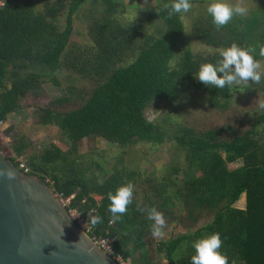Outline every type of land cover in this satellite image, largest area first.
<instances>
[{
	"label": "trees",
	"instance_id": "trees-1",
	"mask_svg": "<svg viewBox=\"0 0 264 264\" xmlns=\"http://www.w3.org/2000/svg\"><path fill=\"white\" fill-rule=\"evenodd\" d=\"M87 1L3 0L0 4V122L18 112L27 95L42 96L47 79L58 83L56 75L64 69L94 84L84 97L80 94L84 89L76 94L72 84L68 94L53 100L56 108L38 111L41 124L59 127L68 148L51 144L41 154L30 155V174L43 181L49 178L57 192L73 196L71 206L90 220L92 233L114 238L116 250L126 260L139 252L141 264H164L163 258L166 264H191L193 242L216 233L227 264H264V109L245 112L251 121L247 127L245 121L238 124L231 117L223 124L197 129L175 121L171 112L158 121L147 116L158 101L180 113L187 90L203 92L218 111L228 110L240 88L208 87L194 75L201 64H215L220 51L233 44L252 49L253 58L263 61L259 53L264 47V6L249 15H235L219 28L206 13L195 23V37L215 51L198 55L183 43V12L168 14L165 5L172 0H151L164 29L149 40L140 39L141 27L119 19L126 0H101L104 9L91 24V45L73 44L74 17ZM259 88L264 95V80ZM74 97L82 98V103L64 109ZM85 138H99L124 149L108 167L102 156L80 151ZM168 142L184 151L185 168L172 165L161 178H143L141 170L127 161L126 147ZM27 144L19 137L12 148L20 155ZM6 156L19 166L17 155ZM128 183L134 186L133 199L117 218L109 211L108 194ZM138 187L143 190L142 199ZM180 203L186 212L182 216L176 211ZM152 207L163 215L165 224H182L185 231L156 247L150 229L153 221L147 218ZM201 212L213 219L191 230ZM94 216L101 218L99 223H92Z\"/></svg>",
	"mask_w": 264,
	"mask_h": 264
},
{
	"label": "rangeland",
	"instance_id": "rangeland-1",
	"mask_svg": "<svg viewBox=\"0 0 264 264\" xmlns=\"http://www.w3.org/2000/svg\"><path fill=\"white\" fill-rule=\"evenodd\" d=\"M211 0H194L191 3L192 7L187 13H183V20L186 25V37L183 41L184 45H189L195 54L208 55L215 50L200 42L195 37V23L200 21L207 13V5ZM233 6L239 5L247 9L246 15H249L251 10L264 6V0H227ZM103 5L101 0H88L77 11L74 17L75 31L71 37V43L80 46H89L92 43L90 35V28L95 16L103 12ZM155 2L151 0H126L125 10L119 13V19L124 24H133L141 27L140 39L155 38L163 32V24L156 19L155 16ZM245 16V15H243ZM62 26L65 24V19L62 18ZM149 40V39H147ZM261 70L264 71V60L259 62ZM58 83H54L50 78L46 80L44 85V93L42 96L35 98L32 94L27 95L21 103V108L18 112L9 116L6 122L0 124V139L2 147L10 156H16L19 159L28 163V157L33 154H41L43 148L57 144L62 149L68 148V141L62 131L57 125H43L39 121L38 111L48 107H55L52 102L54 99L68 94V87L75 85L77 88L76 94L84 89V93L80 92L82 96H87L94 87L90 79L83 78L77 72L71 69H64L57 73ZM264 80L262 76L261 81L256 84L249 80L247 85L253 88L243 89L241 85H236L240 88L235 92L231 100V106L228 110H220L211 107L208 103L207 96L200 91L191 90L183 91L182 97L185 98V107L180 113L171 111V105L163 101H158L149 109L147 116L152 121L160 120L166 113L171 112L174 120L193 126L197 129H203L218 124L225 123L228 117L233 118L238 124L240 121H245L244 126H250L251 121L245 115V112H252L255 108L260 107L263 103L264 95L260 92L259 85ZM181 97V98H182ZM180 100L177 102V104ZM82 103V98L72 99V103L64 107V109H71ZM264 109V108H262ZM173 110V109H172ZM19 137H23L28 143L22 149V153L18 155L13 150V144L16 143ZM124 148L103 141L101 139L85 138L80 142V151L82 153L91 154L94 152L96 158L103 157L107 162L108 167H111L115 158L123 151ZM128 152L127 161L131 166H137L143 173V178L148 175H154L161 178L167 174V169L172 165H177L182 168L187 166L185 160V153L175 143L168 142L164 145H153L150 143H139L135 146L126 147ZM234 167V166H231ZM182 178V175H180ZM145 187V186H143ZM138 197L143 198V190L138 187ZM177 214L185 215L182 203L177 206ZM213 219L212 216L206 212H201L200 220L197 225L191 229L207 224ZM185 231V227L179 224L175 227V223H166L163 228V235L156 236V247L161 242L167 241L172 234H178ZM140 253L137 252L135 257L126 260L127 264H141L138 260ZM164 264L167 261L163 258Z\"/></svg>",
	"mask_w": 264,
	"mask_h": 264
},
{
	"label": "water",
	"instance_id": "water-1",
	"mask_svg": "<svg viewBox=\"0 0 264 264\" xmlns=\"http://www.w3.org/2000/svg\"><path fill=\"white\" fill-rule=\"evenodd\" d=\"M6 155L0 146V264H120L76 224L48 184Z\"/></svg>",
	"mask_w": 264,
	"mask_h": 264
},
{
	"label": "clouds",
	"instance_id": "clouds-1",
	"mask_svg": "<svg viewBox=\"0 0 264 264\" xmlns=\"http://www.w3.org/2000/svg\"><path fill=\"white\" fill-rule=\"evenodd\" d=\"M169 16L176 13H187L192 7L189 0H172L166 4ZM212 23L217 27L226 25L235 15H246L247 9L233 6L227 0H211L206 9ZM252 49H245L235 44L220 51V59L215 63H203L194 75L201 83L208 87L222 89L226 85H247L249 80L258 84L264 76L261 64L253 58ZM260 56L264 57V47L260 49ZM264 108V103L260 105ZM11 175V173H9ZM134 186L132 183L121 185L114 193L108 194L109 211L119 218L124 214L133 199ZM144 211V209H140ZM147 218L153 223L150 226L153 236L163 235L165 219L156 208L147 209ZM99 216L92 217V223H99ZM222 241L219 234L213 233L193 242L195 254L191 256V264H227L220 252Z\"/></svg>",
	"mask_w": 264,
	"mask_h": 264
},
{
	"label": "built area",
	"instance_id": "built-area-1",
	"mask_svg": "<svg viewBox=\"0 0 264 264\" xmlns=\"http://www.w3.org/2000/svg\"><path fill=\"white\" fill-rule=\"evenodd\" d=\"M0 4L3 5V0H0ZM3 122L1 121L0 124ZM19 166L22 170H24L27 174H30L31 168L22 159L16 158ZM46 184L50 186L52 191L61 199V201L64 203L66 208L68 209V212L72 219L76 222V224L87 234L89 237L98 245L100 246L105 252H107L110 256H112L115 260H117L120 264H127L126 259L122 257V255L116 250L114 246V238L106 237L102 235H97L92 233L93 232V226L90 222V220L83 216L80 210L76 207L71 206V201L73 196L71 197H64L63 193L57 192L53 186V181H51L49 178H46L44 181ZM93 234L90 236V234Z\"/></svg>",
	"mask_w": 264,
	"mask_h": 264
}]
</instances>
